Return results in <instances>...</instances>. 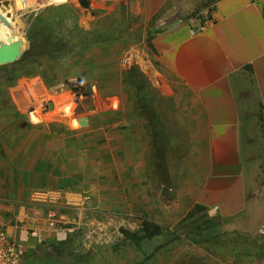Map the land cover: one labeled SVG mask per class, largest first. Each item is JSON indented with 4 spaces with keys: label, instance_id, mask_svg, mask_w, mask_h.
<instances>
[{
    "label": "rangeland",
    "instance_id": "obj_1",
    "mask_svg": "<svg viewBox=\"0 0 264 264\" xmlns=\"http://www.w3.org/2000/svg\"><path fill=\"white\" fill-rule=\"evenodd\" d=\"M30 1L0 2V14L11 17L13 30L8 32L18 44L13 57L0 56V199L26 200L33 187L48 186L68 192L94 212L133 211L147 221L144 196L132 190L125 168L126 120L117 108L128 89H116L117 81L126 84L127 66L142 48L134 44L145 31L140 37L134 25L147 14H132L129 0L101 6L90 0L88 8L79 0ZM201 14L198 8L190 16ZM1 25L6 26L0 19ZM11 35L0 39V52L10 47ZM31 77L57 92L56 119L33 120L24 99L14 94L18 81ZM202 210L196 207L198 216L188 215L191 222L174 230L168 222L173 213H161V224L152 222L159 228L88 253L80 252L73 239L54 247L45 243L27 253L26 264H220L222 248L230 251L233 263L235 249L251 254L259 245L230 228L237 221L249 231L258 230L264 220V178L255 182L235 219L223 222ZM187 227L204 240L191 237L192 232L182 236Z\"/></svg>",
    "mask_w": 264,
    "mask_h": 264
},
{
    "label": "crops",
    "instance_id": "obj_2",
    "mask_svg": "<svg viewBox=\"0 0 264 264\" xmlns=\"http://www.w3.org/2000/svg\"><path fill=\"white\" fill-rule=\"evenodd\" d=\"M128 9L147 17L134 25L144 39L126 84L117 81L128 89L117 111L125 113L128 183L144 196L147 222L173 213L165 219L174 230L198 216L196 207L235 219L264 178V0H129ZM230 229L259 245L235 249L233 263L222 248L220 264H264V237L237 221ZM188 232L204 240L188 227L181 235Z\"/></svg>",
    "mask_w": 264,
    "mask_h": 264
},
{
    "label": "built area",
    "instance_id": "obj_3",
    "mask_svg": "<svg viewBox=\"0 0 264 264\" xmlns=\"http://www.w3.org/2000/svg\"><path fill=\"white\" fill-rule=\"evenodd\" d=\"M11 0H0L1 3ZM98 6L116 0H95ZM9 21L11 17L4 15ZM14 94L19 96L31 118L38 122L58 116L57 92L46 89L39 79L21 78ZM68 192L47 186L33 187L25 201L0 200V264H26L30 250L49 243L69 240L78 243L81 252L111 247L129 234L141 232L146 219L133 211L123 213L92 211ZM79 202V201H78ZM73 207L69 214L67 209ZM214 211L217 207L213 208ZM256 235L264 237V220Z\"/></svg>",
    "mask_w": 264,
    "mask_h": 264
},
{
    "label": "bare ground",
    "instance_id": "obj_4",
    "mask_svg": "<svg viewBox=\"0 0 264 264\" xmlns=\"http://www.w3.org/2000/svg\"><path fill=\"white\" fill-rule=\"evenodd\" d=\"M30 1V0H29ZM43 1H48V2H52V1H56V0H43ZM27 2V1H25ZM31 2V1H30ZM33 3H36L40 2V0H32ZM44 3V2H43ZM30 4V3H29ZM5 15V14H3ZM9 30H13V27H12V24L10 22V19H9V25H1V29H0V39H3L5 40L7 38V36L11 35L9 34ZM12 39H13V42L10 44V47H8V50L5 51V54H8L9 52L11 51H17L18 49V44H16V39H14V37L11 35ZM3 42V41H2Z\"/></svg>",
    "mask_w": 264,
    "mask_h": 264
},
{
    "label": "water",
    "instance_id": "obj_5",
    "mask_svg": "<svg viewBox=\"0 0 264 264\" xmlns=\"http://www.w3.org/2000/svg\"><path fill=\"white\" fill-rule=\"evenodd\" d=\"M79 3L81 4V6L83 7H86L88 8L89 5H90V0H79ZM0 19L6 24V25H9V21L6 19V17L2 14H0ZM8 47L9 46H6L3 51L0 52V56L1 57H13L14 54L17 53V51H11L9 52L8 54H5V51L8 50ZM79 82L82 81V78H79L78 80ZM87 88H88V91L89 93H93V88H92V85L91 84H87ZM87 123V120H85L84 122H82L83 125H85Z\"/></svg>",
    "mask_w": 264,
    "mask_h": 264
},
{
    "label": "trees",
    "instance_id": "obj_6",
    "mask_svg": "<svg viewBox=\"0 0 264 264\" xmlns=\"http://www.w3.org/2000/svg\"><path fill=\"white\" fill-rule=\"evenodd\" d=\"M155 225H153V223H148L147 221H145L144 222V229H143V231H145V232H151V231H153V227H154ZM155 228H159V227H156L155 226ZM129 235H132V234H129ZM135 235V234H134ZM63 243H66V242H63ZM60 244H62V243H60ZM53 245V247L54 246H56L57 244H52Z\"/></svg>",
    "mask_w": 264,
    "mask_h": 264
}]
</instances>
